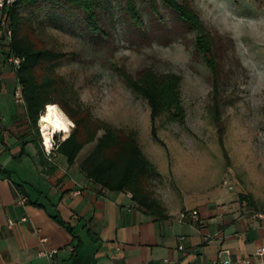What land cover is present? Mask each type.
<instances>
[{
	"label": "rangeland",
	"instance_id": "obj_1",
	"mask_svg": "<svg viewBox=\"0 0 264 264\" xmlns=\"http://www.w3.org/2000/svg\"><path fill=\"white\" fill-rule=\"evenodd\" d=\"M186 1L210 36L214 70L196 48V32L162 0H134L141 26L125 0H101L97 30L68 0L21 4L18 12L42 47L71 55L56 72L79 101L111 127L136 132L141 149L156 150L162 171L167 153L152 139L147 101L119 70L133 78L147 69L179 75L184 122L162 113L155 122L158 137L173 154L174 142H185L188 185L215 186L223 174L234 192L253 198L255 212L264 213V0ZM38 133L42 140L39 127ZM166 179L150 185L154 197L173 188Z\"/></svg>",
	"mask_w": 264,
	"mask_h": 264
},
{
	"label": "crops",
	"instance_id": "obj_2",
	"mask_svg": "<svg viewBox=\"0 0 264 264\" xmlns=\"http://www.w3.org/2000/svg\"><path fill=\"white\" fill-rule=\"evenodd\" d=\"M8 51L0 44V264H212L227 257L264 264V257L254 255L264 248V219L240 201L223 174L215 186L188 185L184 166L190 154L183 140L174 142L175 154L163 140L165 146L154 142L167 153L163 171L156 150L142 148L160 175L154 181L173 184L155 196L166 219L148 215L129 192L90 182L80 164L93 144L73 165L57 146L48 157L26 105L15 102L20 85ZM193 210L199 223L181 220Z\"/></svg>",
	"mask_w": 264,
	"mask_h": 264
},
{
	"label": "trees",
	"instance_id": "obj_3",
	"mask_svg": "<svg viewBox=\"0 0 264 264\" xmlns=\"http://www.w3.org/2000/svg\"><path fill=\"white\" fill-rule=\"evenodd\" d=\"M39 0H19L9 11L12 37L9 50L22 59L16 77L22 89L28 119L32 129L38 132V122L45 107L57 105L73 123L69 136L57 144V152L73 165L82 150L93 144L94 148L80 164V170L93 184L103 190L129 192L133 201L157 219L168 215L163 205L154 197L150 185L160 175L145 157L136 132L113 128L107 122L94 117L76 97L72 88L56 72V66L71 55L42 47L34 38V29L27 18L18 12L21 4ZM56 2L60 0H54ZM131 20L142 25L134 0H125ZM192 31L196 32V48L214 70L212 43L198 15L186 0H162ZM85 12L90 27L97 30L95 8L101 0H68ZM127 86L142 96L150 109L152 139L165 146L158 137L155 122L159 116L169 113L172 122L182 123L185 110L181 102V77L175 73L157 75L152 69L145 70L138 78L119 70ZM100 132H103L100 135ZM57 140V138H56ZM242 203L256 208L251 196L239 195Z\"/></svg>",
	"mask_w": 264,
	"mask_h": 264
},
{
	"label": "built area",
	"instance_id": "obj_4",
	"mask_svg": "<svg viewBox=\"0 0 264 264\" xmlns=\"http://www.w3.org/2000/svg\"><path fill=\"white\" fill-rule=\"evenodd\" d=\"M18 1L19 0H0V44L7 45L8 47H9L11 37H12V29L10 26L9 11ZM6 60L10 65H12L15 68V70L19 68V66L22 62V59L12 55L10 50L7 53ZM14 96H15V102L17 104L25 105V100L23 97L21 87H19L15 91ZM39 130H40L41 137H42L41 129L39 128ZM42 145L44 147L46 155L49 157L52 154V151L54 150V148L57 146V141H56L55 136L52 138L49 147L46 145L45 140H43V138H42ZM74 195H76V196L80 195V192H75ZM18 202L24 203L25 198L20 196L18 198ZM257 217L264 219V214L258 213ZM180 218L182 221H184L185 219H189L191 222L196 223V224L199 223V221H200L199 213L196 210L186 212V213H182L180 215ZM24 220L25 219H23V221ZM10 224H13V223L10 222ZM179 239H180L181 244L179 245L178 248L180 250H182L183 249L182 242L184 241V237H180ZM41 254L45 255L46 253L42 252ZM254 255L258 258H263L264 257V248L263 247L257 248ZM212 264H256V263H254L249 258L232 259L230 257H227V258H223V259H217V260L213 261Z\"/></svg>",
	"mask_w": 264,
	"mask_h": 264
},
{
	"label": "bare ground",
	"instance_id": "obj_5",
	"mask_svg": "<svg viewBox=\"0 0 264 264\" xmlns=\"http://www.w3.org/2000/svg\"><path fill=\"white\" fill-rule=\"evenodd\" d=\"M68 117L62 112L57 105H48L40 117L39 127L42 132V138L49 147L54 136L61 135L67 137L72 128L68 124Z\"/></svg>",
	"mask_w": 264,
	"mask_h": 264
},
{
	"label": "clouds",
	"instance_id": "obj_6",
	"mask_svg": "<svg viewBox=\"0 0 264 264\" xmlns=\"http://www.w3.org/2000/svg\"><path fill=\"white\" fill-rule=\"evenodd\" d=\"M68 124H69V125H72V122H71V120H68ZM72 126H74V125H72Z\"/></svg>",
	"mask_w": 264,
	"mask_h": 264
}]
</instances>
